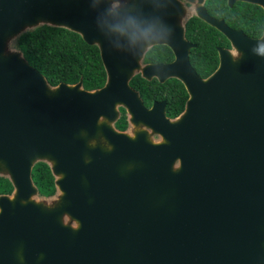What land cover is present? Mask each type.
Instances as JSON below:
<instances>
[{
  "label": "water",
  "instance_id": "water-1",
  "mask_svg": "<svg viewBox=\"0 0 264 264\" xmlns=\"http://www.w3.org/2000/svg\"><path fill=\"white\" fill-rule=\"evenodd\" d=\"M187 1L0 0V175L13 186L0 193V264H264V28L249 37ZM192 13L230 43L206 77L189 61ZM40 25L95 45L104 84H50L16 46ZM155 45L173 60L146 62ZM137 74L178 79L183 110L146 107Z\"/></svg>",
  "mask_w": 264,
  "mask_h": 264
},
{
  "label": "trees",
  "instance_id": "trees-1",
  "mask_svg": "<svg viewBox=\"0 0 264 264\" xmlns=\"http://www.w3.org/2000/svg\"><path fill=\"white\" fill-rule=\"evenodd\" d=\"M209 7L216 6L220 16L232 26L241 27L250 36H259L264 27L263 9L251 3L237 1L229 7L225 0H208ZM186 35L197 45L190 52L191 64L199 75L205 77L218 64L216 46L228 45L226 37L199 18H191L186 25ZM16 46L23 51L29 64L42 73L52 85L60 82L75 83L82 79L85 89L101 87L105 82V71L99 50L89 45L75 32L61 27L40 25L21 34ZM172 58L171 50L165 45L151 47L145 55L148 62H166ZM130 85L140 92L145 106L154 100H166V114H179L187 99L184 85L170 78L161 83L153 78L148 81L139 74L130 80ZM116 122L119 129L127 125L125 110ZM32 178L39 193L50 195L55 191L54 179L48 165L36 163L32 168ZM11 189L9 181H0V191Z\"/></svg>",
  "mask_w": 264,
  "mask_h": 264
},
{
  "label": "flooded vegetation",
  "instance_id": "flooded-vegetation-1",
  "mask_svg": "<svg viewBox=\"0 0 264 264\" xmlns=\"http://www.w3.org/2000/svg\"><path fill=\"white\" fill-rule=\"evenodd\" d=\"M184 4H185V6L187 7V9H192V8H194V3H192V2H190V1H187V0H181ZM207 2H208V0H204V3H203V5H204V7H205V9H206V11H207V13L211 16V17H213V18H216V19H222L229 27H231V28H233V29H238V30H241V31H243L244 33H245V31L241 28V27H238V26H232V25H230L227 21H226V18L225 17H222V16H220L219 15V13L216 11V6H213V7H209L208 5H207ZM225 2H226V4L228 5V3H227V0H225ZM237 2V1H236ZM247 3V2H246ZM235 4V3H234ZM233 4V5H234ZM232 5V6H233ZM255 5V4H254ZM229 6V5H228ZM232 6H229V7H232ZM264 11V10H263ZM193 17H195V18H199V17H197L196 15H195V13H192V14H190L189 16H187V19H186V22H185V36H186V38L190 41V42H192L195 46L194 47H192V48H195L196 47V43L195 42H193L191 39H189L188 37H187V35H186V25H187V22L191 19V18H193ZM200 19V18H199ZM200 20H202V19H200ZM203 21V20H202ZM204 22V21H203ZM206 23V22H205ZM206 24H208V23H206ZM209 25V24H208ZM209 26H211V25H209ZM212 27V26H211ZM212 28H214V27H212ZM264 28V27H263ZM217 30V29H216ZM263 31V30H262ZM221 33V32H220ZM247 36H249V37H253V38H256V37H259V36H250V35H248L247 33H245ZM225 37V36H224ZM227 39V38H226ZM228 41V40H227ZM166 46V45H165ZM168 47V46H167ZM169 48V47H168ZM192 48L190 49V52H191V50H192ZM218 48H230V43H229V41H228V45L227 46H225V45H218V46H216V51L218 50ZM170 49V48H169ZM171 50V49H170ZM148 52V51H147ZM171 52H172V50H171ZM189 57H190V53H189ZM217 57H218V51H217ZM173 58H174V55H173V52H172V58L169 60V61H166V62H159V61H157V63H167V62H170V61H172L173 60ZM219 60V59H218ZM189 61H190V58H189ZM146 62H148V61H146ZM156 63V62H155ZM190 64H191V61H190ZM192 65V64H191ZM218 65V64H217ZM193 66V65H192ZM194 67V66H193ZM217 67V66H216ZM215 67V68H216ZM194 69H195V67H194ZM196 70V69H195ZM215 70V69H214ZM213 70V71H214ZM197 72V71H196ZM198 73V72H197ZM199 74V73H198ZM138 75V74H137ZM209 75V74H208ZM201 76V75H200ZM201 77H203V76H201ZM206 77V76H205ZM170 79V78H169ZM175 79V78H174ZM178 80V79H177ZM158 81V80H157ZM166 81V80H165ZM164 81V82H165ZM163 83V82H162ZM188 97V96H187ZM161 100H165V99H161ZM161 100H154V101H161ZM165 102H166V100H165ZM153 103V102H152ZM185 104V103H184ZM151 106V105H150ZM150 106H146V107H150ZM165 109H166V105H165ZM127 126V125H126ZM126 128V127H125ZM124 128V129H125ZM9 181V179L7 178V177H5V176H2V175H0V181ZM9 183H10V185H11V189H10V191H8V192H3V191H0V193H10L11 191H12V189H13V186H12V184H11V182L9 181Z\"/></svg>",
  "mask_w": 264,
  "mask_h": 264
},
{
  "label": "clouds",
  "instance_id": "clouds-1",
  "mask_svg": "<svg viewBox=\"0 0 264 264\" xmlns=\"http://www.w3.org/2000/svg\"><path fill=\"white\" fill-rule=\"evenodd\" d=\"M258 54H264V45L259 46L255 49Z\"/></svg>",
  "mask_w": 264,
  "mask_h": 264
}]
</instances>
